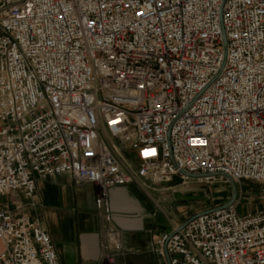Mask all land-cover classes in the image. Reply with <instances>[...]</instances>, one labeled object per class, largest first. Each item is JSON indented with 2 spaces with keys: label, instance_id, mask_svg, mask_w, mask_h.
<instances>
[{
  "label": "built area",
  "instance_id": "built-area-1",
  "mask_svg": "<svg viewBox=\"0 0 264 264\" xmlns=\"http://www.w3.org/2000/svg\"><path fill=\"white\" fill-rule=\"evenodd\" d=\"M182 171L264 184V0H0V196L31 200L35 176L97 186L117 264L111 189ZM23 209L0 206V264H60ZM176 230L155 245L171 264H264V207Z\"/></svg>",
  "mask_w": 264,
  "mask_h": 264
},
{
  "label": "crops",
  "instance_id": "crops-1",
  "mask_svg": "<svg viewBox=\"0 0 264 264\" xmlns=\"http://www.w3.org/2000/svg\"><path fill=\"white\" fill-rule=\"evenodd\" d=\"M35 178L37 188L31 200H25L21 194L18 198L12 195L0 206H13L16 199L25 202L23 213L38 220L50 234L60 264H102V221L96 206L98 187L85 184L76 188L68 174ZM171 183L142 180L111 189L113 221L122 230L129 249L124 258H118L117 264H167L166 258L155 251L159 236L179 228L202 211L179 209L175 213L173 201L177 195ZM0 242L1 252V239Z\"/></svg>",
  "mask_w": 264,
  "mask_h": 264
},
{
  "label": "rangeland",
  "instance_id": "rangeland-1",
  "mask_svg": "<svg viewBox=\"0 0 264 264\" xmlns=\"http://www.w3.org/2000/svg\"><path fill=\"white\" fill-rule=\"evenodd\" d=\"M169 182H172L171 184L174 185L173 191L177 195L173 201L175 213H177L179 209H187L190 212L197 210L205 211L228 202L232 196L231 185L226 179H216L207 182L195 178H173L164 183ZM237 185L238 197L235 204L236 210L240 215L264 207L263 183L242 180L237 182ZM12 195H15V198H18V194H5L0 196V202L7 201V198ZM17 201L25 206V202L22 200L16 199L14 202ZM128 251L129 249L127 248V252Z\"/></svg>",
  "mask_w": 264,
  "mask_h": 264
},
{
  "label": "water",
  "instance_id": "water-1",
  "mask_svg": "<svg viewBox=\"0 0 264 264\" xmlns=\"http://www.w3.org/2000/svg\"><path fill=\"white\" fill-rule=\"evenodd\" d=\"M225 46H226V41H225ZM182 173L188 178H195V179H199V178H202V177H205V176H210L209 174H193V173H188L186 171H182ZM227 178H228V181H229V183L231 185V188H232V196H231L230 200L228 202L222 204V205L213 207L211 209L199 212V213L191 216L189 219H187L185 222H183L179 226L178 230L173 232V234L177 233L179 230H182L188 223H190L192 220H194L195 218H197V217H199L201 215L213 213V212H216L218 210L228 208V207H230V206H232V205H234L236 203L237 197H238V185H237V182L234 179H232L230 176H228V175H227ZM164 254H165V258H166L167 264H171L170 255H169V252H168V249H167V242L164 244Z\"/></svg>",
  "mask_w": 264,
  "mask_h": 264
}]
</instances>
